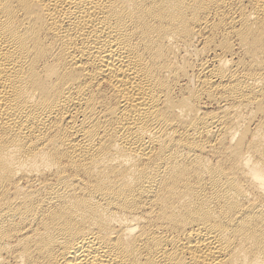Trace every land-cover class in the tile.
<instances>
[{
  "label": "bare ground",
  "instance_id": "obj_1",
  "mask_svg": "<svg viewBox=\"0 0 264 264\" xmlns=\"http://www.w3.org/2000/svg\"><path fill=\"white\" fill-rule=\"evenodd\" d=\"M0 264H264V0H0Z\"/></svg>",
  "mask_w": 264,
  "mask_h": 264
}]
</instances>
